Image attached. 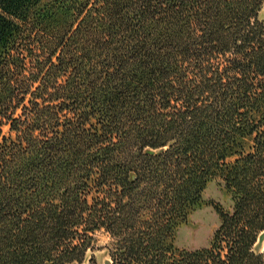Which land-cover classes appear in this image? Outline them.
I'll list each match as a JSON object with an SVG mask.
<instances>
[{"label":"trees","instance_id":"16d2710c","mask_svg":"<svg viewBox=\"0 0 264 264\" xmlns=\"http://www.w3.org/2000/svg\"><path fill=\"white\" fill-rule=\"evenodd\" d=\"M263 5L0 0V264H85L101 230L111 264H264ZM215 177L233 210L177 249Z\"/></svg>","mask_w":264,"mask_h":264},{"label":"rangeland","instance_id":"374dc122","mask_svg":"<svg viewBox=\"0 0 264 264\" xmlns=\"http://www.w3.org/2000/svg\"><path fill=\"white\" fill-rule=\"evenodd\" d=\"M260 18L264 19V5L260 11ZM5 133L9 134V126H5ZM246 150H251L253 141L248 138L245 141ZM236 156L230 157V160ZM234 201L232 193L226 187L221 177L210 180L205 188L202 199L189 212L186 219L178 224L175 234V246L179 250H197L209 247L213 241L215 230L221 222V208L232 211ZM111 238L107 232L101 230L95 236L93 249L89 250L85 264H109L111 262L109 244ZM258 252L264 251V231L260 234L255 245ZM94 261L91 262V257Z\"/></svg>","mask_w":264,"mask_h":264},{"label":"bare ground","instance_id":"6f19581e","mask_svg":"<svg viewBox=\"0 0 264 264\" xmlns=\"http://www.w3.org/2000/svg\"><path fill=\"white\" fill-rule=\"evenodd\" d=\"M109 264H111V262Z\"/></svg>","mask_w":264,"mask_h":264}]
</instances>
